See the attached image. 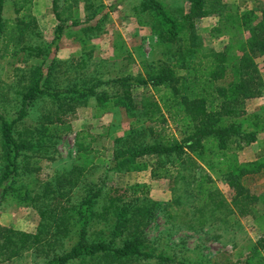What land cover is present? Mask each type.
Instances as JSON below:
<instances>
[{
  "label": "trees",
  "instance_id": "trees-1",
  "mask_svg": "<svg viewBox=\"0 0 264 264\" xmlns=\"http://www.w3.org/2000/svg\"><path fill=\"white\" fill-rule=\"evenodd\" d=\"M4 2L0 0V57L5 56L8 46L12 56L20 51L30 56L31 45H24L23 39L37 27L33 0H11L15 17L10 22L2 16ZM57 2L52 0L57 19L53 41L68 25L81 24L85 32L97 28L73 16L71 0H63L60 11ZM119 2H112L110 7L114 9ZM186 3L178 13L162 0H141L134 7L138 23L149 28L156 37V46L161 48V57L140 60L143 73L106 79L87 73L70 76L65 69L56 67L64 63L56 58L46 67L41 62L22 70L26 84L17 116L7 120L0 113V200L13 198L34 206L43 220L55 224L51 232L55 237L60 230L69 232V220L76 225V241L69 248L53 253L44 264H264V198L252 190L255 182L264 178V152L249 161L238 157V151L255 142L257 132L264 130L261 117L245 115L246 100L264 92L255 61L257 54H264V5L259 13L253 8L227 11L222 25L212 29L227 32V42L222 49L213 50L199 46L194 22L209 16L214 11L211 6L219 1L213 4L209 0H186ZM86 62L79 59L74 69L84 68ZM179 70L184 73L179 74ZM103 85L110 87L99 89ZM137 87L141 92L135 101L132 92ZM91 98L102 112L122 108L133 121L123 135L114 138L116 151L107 170H148L151 178L169 179L173 185L172 201L177 204L189 201L195 218L203 224L230 226L237 216L250 215L259 234L256 240L249 241L247 251L236 258L229 252H219L212 260L189 263L186 258L159 249L147 237L146 228L160 202L143 192L126 200L105 190L103 185L89 182L77 203L67 202L69 207L60 209L48 207V192L54 193L51 199L69 197L62 184L77 183L67 176L72 169H67L64 175L56 171V179L39 185L31 195L29 186L33 185L35 171L28 167L37 168L41 159L52 160L51 146L62 133L72 131V123L65 117ZM36 99H48L51 108L41 113L32 127L16 130ZM168 123L173 132L166 131ZM74 139L78 152L93 158L103 156V151L93 146L97 135L87 127L76 131ZM147 157L154 158L151 164ZM207 168H212L210 171L217 177ZM25 175L27 181H23ZM218 179L230 189V200L218 188ZM47 237L43 229L29 234L0 226V256L7 259L20 255L49 241ZM50 250L51 246L42 249Z\"/></svg>",
  "mask_w": 264,
  "mask_h": 264
},
{
  "label": "rangeland",
  "instance_id": "rangeland-1",
  "mask_svg": "<svg viewBox=\"0 0 264 264\" xmlns=\"http://www.w3.org/2000/svg\"><path fill=\"white\" fill-rule=\"evenodd\" d=\"M57 1V9L60 11L63 0ZM114 1L117 0H71L75 17L81 23H93L97 28L85 32L81 24L68 25L58 40L53 41L57 19L52 9V0H33L32 13L36 17L37 27L34 28L33 33L27 32L23 39L24 45H31L32 54L28 56L26 51H20L16 56H12L11 48L8 46L4 50L5 56L0 57V113L7 120L17 116L21 91L26 84L22 70L29 66L39 65L42 62L43 67H46L53 58H56L64 61L56 67L65 69L70 76L80 74L84 76L87 73V76L94 75L106 79L128 73L133 75L143 73L140 62L142 58L151 61L161 57V48L155 44L156 37L148 27L139 24L136 19L134 7L141 0H119L117 6L112 9L110 5ZM162 1L174 13H178L179 8L183 9L187 6L186 0ZM211 1L213 4L215 1L219 3L211 6L214 11L209 16L195 20L194 31L199 46L213 50L222 49L227 42V32L212 30L214 26L222 25L227 11L241 12L245 8H253L258 12L264 5V0ZM2 16L9 22L14 19L11 0H5ZM67 22L71 23V19ZM79 59L87 60V65L84 68L74 69ZM255 61L264 83V54H257ZM70 64L73 65L67 70L66 66ZM178 73L182 74L184 71L179 70ZM108 87L110 86L103 85L99 86V89ZM140 92V87L133 89L132 97L135 101L139 100ZM50 108L48 99H36L28 106V115L16 125L15 129L21 131L25 127H32L41 113H47ZM253 114L264 121V92L260 96L246 100L245 115ZM65 119L72 123V131L62 133L54 146H51L49 155H52V160L41 159L36 163L37 168L28 167L35 171L33 185L29 186L31 195H34L33 192L37 191L39 185L56 179V171L62 172L57 174L64 175L67 169H72V172H66L67 176L75 178L77 183L71 186L68 181H64L62 184L69 191V197L59 196L51 199L54 193L48 192L47 196H50L46 200L48 207L55 206L56 209H60L69 207L70 204L67 202L77 203L84 196L87 188L85 184L89 182L103 185L105 190L122 195L126 200L133 199L135 195L143 192L144 195L160 202L155 217L146 228L147 237L154 241L159 249L170 252L178 258H186L189 263L212 260L219 252H229L232 258H236L247 251L246 246L250 240L257 239L259 232L250 215L237 216L236 221L230 226L221 223L203 224L195 218L196 213L193 212L189 201L184 200L179 204L172 201L173 185L169 179L151 178L148 170H107L109 161L116 151L114 138L123 135L133 124L132 117L127 116L122 108L102 112L91 98L86 105L78 106L74 113L67 115ZM247 123L251 124L249 120ZM167 125L169 127L166 131L173 132V126L170 123ZM85 127L97 135L93 146L103 151V156L93 158L91 155L77 151L75 132ZM263 150L264 130L257 132L255 142L244 145L238 151V157L241 161L254 160L261 151L264 152ZM147 159L151 164L154 158L147 157ZM207 169L214 178L217 177L213 171H210L212 168ZM27 175L23 181L28 180ZM216 184L224 197L230 200V189L219 179ZM252 190L264 198V178L255 182ZM164 206L166 208L163 209ZM65 211L71 212L68 209ZM41 221L47 225L43 226ZM0 226L29 234H35L39 229H43L49 238V241L43 240L41 245H34L20 255L7 259L0 256V264H44L53 253L69 248L77 239L74 233L76 225L72 224L71 220L67 226L69 232L64 233V230H60L55 237L51 234L55 230L52 220H43L34 206L13 198L0 200ZM50 246L52 250L42 251Z\"/></svg>",
  "mask_w": 264,
  "mask_h": 264
},
{
  "label": "crops",
  "instance_id": "crops-1",
  "mask_svg": "<svg viewBox=\"0 0 264 264\" xmlns=\"http://www.w3.org/2000/svg\"><path fill=\"white\" fill-rule=\"evenodd\" d=\"M72 12H73V11H72ZM73 16L75 17L74 12H73Z\"/></svg>",
  "mask_w": 264,
  "mask_h": 264
}]
</instances>
